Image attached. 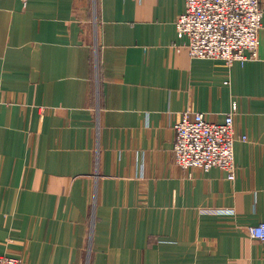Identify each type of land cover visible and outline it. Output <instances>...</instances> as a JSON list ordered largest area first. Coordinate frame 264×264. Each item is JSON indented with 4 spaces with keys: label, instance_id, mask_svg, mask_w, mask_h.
<instances>
[{
    "label": "crops",
    "instance_id": "obj_1",
    "mask_svg": "<svg viewBox=\"0 0 264 264\" xmlns=\"http://www.w3.org/2000/svg\"><path fill=\"white\" fill-rule=\"evenodd\" d=\"M184 7L0 0V254L264 264L246 233L264 221V13L258 57L227 67L190 57L174 25ZM234 100L235 179L179 167L181 113L221 123Z\"/></svg>",
    "mask_w": 264,
    "mask_h": 264
},
{
    "label": "built area",
    "instance_id": "obj_2",
    "mask_svg": "<svg viewBox=\"0 0 264 264\" xmlns=\"http://www.w3.org/2000/svg\"><path fill=\"white\" fill-rule=\"evenodd\" d=\"M263 13L261 0H185L184 10L176 16L174 25L177 37L185 40L190 57L220 60L230 67L235 61L258 57ZM237 107V102L232 101L221 123L207 120L202 112L183 111L173 125L174 162L183 169L208 171L218 167L233 181L236 177L233 116ZM240 139L245 141L247 137L242 135ZM246 233L264 242V221L248 225ZM0 264H20V261L1 253Z\"/></svg>",
    "mask_w": 264,
    "mask_h": 264
},
{
    "label": "rangeland",
    "instance_id": "obj_3",
    "mask_svg": "<svg viewBox=\"0 0 264 264\" xmlns=\"http://www.w3.org/2000/svg\"><path fill=\"white\" fill-rule=\"evenodd\" d=\"M95 7H96V6H95V4H94V10H95Z\"/></svg>",
    "mask_w": 264,
    "mask_h": 264
}]
</instances>
